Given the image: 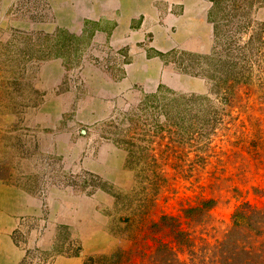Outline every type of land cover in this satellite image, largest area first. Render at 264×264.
Segmentation results:
<instances>
[{
	"label": "rangeland",
	"instance_id": "obj_1",
	"mask_svg": "<svg viewBox=\"0 0 264 264\" xmlns=\"http://www.w3.org/2000/svg\"><path fill=\"white\" fill-rule=\"evenodd\" d=\"M263 221L264 0H0V264H241Z\"/></svg>",
	"mask_w": 264,
	"mask_h": 264
},
{
	"label": "trees",
	"instance_id": "obj_2",
	"mask_svg": "<svg viewBox=\"0 0 264 264\" xmlns=\"http://www.w3.org/2000/svg\"><path fill=\"white\" fill-rule=\"evenodd\" d=\"M152 97H154L153 99H156L158 97V95L156 94ZM206 207H213V202L212 201H205L204 202V208H206ZM246 209H250L249 206L245 205L241 209H239L237 211V213H235L234 218H233V222H234L235 226L241 225L240 219H243V218L245 219ZM199 211H202V209L201 208L195 209L196 213ZM250 214L251 215L249 216V218H251L253 215L255 217L254 223L260 224L262 219L258 215L259 213L255 212L254 209L253 210L251 209ZM261 224L263 225L264 221ZM153 225L160 230L161 229H168L170 231V234L173 236V239L175 240L178 249H183V248L190 249V247L193 246L190 235L185 230H183L181 228V225H180L177 217L164 215L161 217L160 221L153 223ZM261 229H263V230L257 231L258 232L257 237L261 238V239L263 237L262 240L261 239L260 240L255 239V240H252L253 243L251 245L245 244L242 247H239V250L244 252V257L247 259V261H243V263H241V264H252V261L255 260L256 255L264 257V226L261 227ZM195 248H196V243H195ZM262 250H263V252H262ZM230 251H231V249H230ZM230 251L229 250L227 251L228 257L230 260V261L228 260L227 264L232 261V258L234 256L232 251H231L232 255L230 254ZM221 252H223L221 249H214L213 250V253L215 255L216 254L222 255ZM195 253H197V252L195 251ZM207 254H208V252H207ZM253 255H255V256H253Z\"/></svg>",
	"mask_w": 264,
	"mask_h": 264
},
{
	"label": "crops",
	"instance_id": "obj_3",
	"mask_svg": "<svg viewBox=\"0 0 264 264\" xmlns=\"http://www.w3.org/2000/svg\"><path fill=\"white\" fill-rule=\"evenodd\" d=\"M182 25L184 24V19L182 18V21H181Z\"/></svg>",
	"mask_w": 264,
	"mask_h": 264
}]
</instances>
